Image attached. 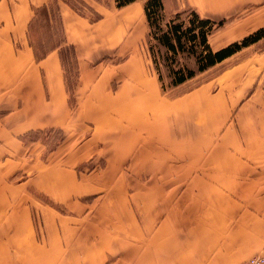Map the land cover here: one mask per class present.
Returning <instances> with one entry per match:
<instances>
[{"label":"crops","instance_id":"0c3cea01","mask_svg":"<svg viewBox=\"0 0 264 264\" xmlns=\"http://www.w3.org/2000/svg\"><path fill=\"white\" fill-rule=\"evenodd\" d=\"M245 1L178 4L219 19ZM50 2L0 0V151L23 150L26 135L50 128L70 131L68 137L74 139L72 113L84 117L91 112L96 119L114 120L104 136L113 142L118 166L144 165V156L151 159L171 149L172 161L166 158L160 165H172V170L144 175L158 184L144 190L140 220L126 201L85 208L79 200L84 193L80 177L69 170L33 174L15 185L1 183L0 264H244L250 256L264 255V49L251 50L176 98L170 113L164 101L145 93L149 78L142 61L131 60L135 51L118 49V38L127 42L135 16L127 14L130 20L122 18L117 28L111 12L92 20L56 0L64 42L73 45L80 71L72 110L60 46L37 56L29 41L35 10ZM133 3L116 8L125 10ZM230 36L226 42L237 35ZM116 52L124 61L96 62ZM119 70L130 77L111 86ZM166 112L172 121L168 128L159 125ZM231 112L234 124L224 127ZM154 119L156 126L150 127ZM138 126L143 133L136 132ZM30 143L40 146L37 139ZM122 180L128 181L126 174ZM34 189L64 203L67 211L37 206ZM34 211L41 219L38 226Z\"/></svg>","mask_w":264,"mask_h":264},{"label":"rangeland","instance_id":"374dc122","mask_svg":"<svg viewBox=\"0 0 264 264\" xmlns=\"http://www.w3.org/2000/svg\"><path fill=\"white\" fill-rule=\"evenodd\" d=\"M64 1L68 2L77 12L86 14L92 20H98L103 16V13L108 17V12H111L110 17L117 19V28L120 27L121 23L119 21H122V18L130 20L129 15L135 16L132 25L128 26L127 29V32H129L127 34L129 35L127 36V42L123 43V40L118 38V49H123L122 51L129 49L136 52H134V57H136V59L131 58V60L138 64H140L141 60L143 63L142 72H144L146 78H149V82L146 83L144 87L145 93L147 95L149 94V96L155 94L159 99L164 101L165 108L168 107V112L170 113H172L171 104L176 98L198 87L204 81L215 77L222 70L235 64L237 60L241 59L243 56H246L251 50L264 49V38H262L256 43L246 46L232 54L233 57L227 62L225 61L222 64H219V62L217 63L218 65L215 64L211 68L197 73L194 77L186 80L182 84L163 91L155 68L156 64L160 67V73L163 76L164 84H167L170 80L166 73L168 63L173 66L182 64L193 66L194 62L190 57H186V53L178 55L174 62H169L166 58L169 55L166 49L163 48V46H155V40L151 36V38L146 36L148 27L141 1H136L128 8H125V10L117 9L114 0ZM250 1L251 2H247L246 0L244 3L235 5V7L232 9L230 8L228 11V17L219 18L225 19V22L208 36V43L212 48L217 49L216 46L218 45L222 44L218 47L220 48L229 42L240 40L264 25V0ZM89 2L95 3L94 7H92ZM164 6L165 20L169 19L175 11H181L189 7L186 4L179 7L178 0H164ZM57 8L56 0H51L46 12L36 17L32 24L33 42L38 45L39 48L35 49L37 53L45 51V48H48L60 40L61 30L57 20ZM128 9L130 10L126 11ZM183 17L186 19L187 15ZM219 19L212 20L217 21ZM244 31L249 32L241 35V32ZM121 32L123 33L122 30ZM231 34H236V38L226 42L228 41L226 39H233V36H230ZM65 44L66 43L63 42L60 44V47H62V63L70 97V108L73 110L77 105L75 102L74 88L77 82L80 81V71L78 69L75 50L73 54L71 49H68ZM151 45H154L152 50L150 49ZM152 51L154 54L153 57ZM124 58L123 55L116 52L102 56L96 62L116 64L124 61ZM135 72L134 70L132 73L136 75ZM124 77L129 78L130 75L119 70V72L112 77L114 80L111 81V86H115L116 80H121ZM85 78L87 81L90 80V77L87 75ZM232 112L226 119L224 127L234 124L235 113L233 114ZM76 113L78 112L75 111L72 113L73 120L70 121V130L73 132V136L71 135V137H74V139L68 137L70 131L65 132L60 128H50L34 131L26 135L23 141V150L0 151V158L3 160L0 164V184L13 183L15 185V183L23 180L26 176L30 177L33 174L41 176L43 174H52L55 172V174H57L61 171L69 170L74 174H78L80 177L78 185L83 187L84 193L79 200L81 202L80 204L84 205L85 208H91V206L96 205H99L100 209L110 206H123L126 201L128 205L133 206L135 214L140 220V218L144 216V190L151 189L158 184V182L155 181L145 180L144 175L160 172L170 173L172 165L161 166L160 164L163 162L166 163L167 159L172 161V150L163 149L164 152H159V155H154L151 159L144 156V165L123 164L118 166V155L114 154L115 150H111L113 142L109 143L107 135L104 136L105 132L108 131L110 127L114 126V120L107 117H102L100 120L96 119L89 115L91 112H85L86 116L84 117H79ZM163 119L162 125H159L165 128L171 127V117L168 118L167 112ZM139 126L136 128L138 134L144 132V127ZM151 126H156L155 119L150 127ZM92 132L95 133L93 138L87 139ZM34 139H37L40 143V146L37 148L30 143ZM96 139L98 141H96ZM63 154H67L69 160L61 159ZM144 154L146 155L147 152L144 151ZM37 158H39V160ZM76 160L79 161L78 164L73 165L72 162ZM111 160L113 161L110 163ZM147 162H150V164L148 163L147 165ZM125 174L126 177H128V181L122 180V176H125ZM167 184L170 185L171 183ZM169 188L170 187L167 186L165 189ZM1 189H3L2 186ZM36 190L37 189H34V191ZM33 196L37 202V206L43 204L53 211H58L60 213L67 211L64 203L50 199L44 192L37 190L33 192ZM34 215L36 217V225L38 226L41 219H39V214L35 211Z\"/></svg>","mask_w":264,"mask_h":264},{"label":"trees","instance_id":"16d2710c","mask_svg":"<svg viewBox=\"0 0 264 264\" xmlns=\"http://www.w3.org/2000/svg\"><path fill=\"white\" fill-rule=\"evenodd\" d=\"M136 1L142 2L143 13L148 27L146 36H151L155 40V46H163V48L166 49L169 53L168 57H166L169 62H174L178 55L184 53H186V57H190L194 62L193 66L186 64L173 66L168 63L166 73L170 80L167 84H164L163 76L160 73V67L156 64L155 68L163 91L182 84L186 80L194 77L197 73L211 68L240 49L264 38L263 25L240 40L232 41L220 48L213 49L208 43V36L216 28L222 26L225 19L216 21L207 17H202L195 9L188 7L181 11H175L169 19L165 20V6L163 0H114L117 8L124 7ZM47 8L48 5L37 8L35 10L36 17L46 12ZM184 15H187L186 19L183 17ZM57 20L61 30L60 40L45 49L59 47L61 46L60 44L64 42L59 14H57ZM32 24L33 22L29 26L30 45L33 49H39L38 45L33 42ZM65 46L71 49L74 54V47L72 44H65ZM153 46H150L151 50ZM60 49H62V47H60ZM45 53L46 50L40 53L36 52V55L43 56ZM60 54L62 58V50H60ZM153 55L152 51V57Z\"/></svg>","mask_w":264,"mask_h":264},{"label":"built area","instance_id":"2783aa9c","mask_svg":"<svg viewBox=\"0 0 264 264\" xmlns=\"http://www.w3.org/2000/svg\"><path fill=\"white\" fill-rule=\"evenodd\" d=\"M244 264H264V256L254 255L249 257Z\"/></svg>","mask_w":264,"mask_h":264}]
</instances>
